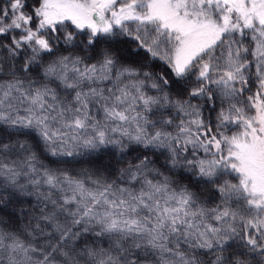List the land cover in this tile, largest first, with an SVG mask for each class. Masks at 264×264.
<instances>
[{
    "label": "snow or ice",
    "instance_id": "1",
    "mask_svg": "<svg viewBox=\"0 0 264 264\" xmlns=\"http://www.w3.org/2000/svg\"><path fill=\"white\" fill-rule=\"evenodd\" d=\"M0 264H264V0H0Z\"/></svg>",
    "mask_w": 264,
    "mask_h": 264
}]
</instances>
